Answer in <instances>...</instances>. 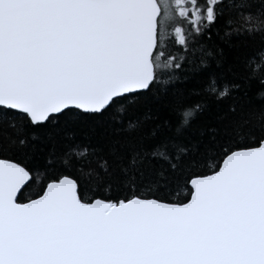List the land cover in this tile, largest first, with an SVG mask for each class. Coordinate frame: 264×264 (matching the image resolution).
Segmentation results:
<instances>
[{"label":"snow or ice","instance_id":"snow-or-ice-1","mask_svg":"<svg viewBox=\"0 0 264 264\" xmlns=\"http://www.w3.org/2000/svg\"><path fill=\"white\" fill-rule=\"evenodd\" d=\"M0 264H264V0H0Z\"/></svg>","mask_w":264,"mask_h":264},{"label":"trees","instance_id":"trees-1","mask_svg":"<svg viewBox=\"0 0 264 264\" xmlns=\"http://www.w3.org/2000/svg\"><path fill=\"white\" fill-rule=\"evenodd\" d=\"M236 38H234V40H235ZM241 39H243V38H241ZM249 43H251V42H249Z\"/></svg>","mask_w":264,"mask_h":264}]
</instances>
